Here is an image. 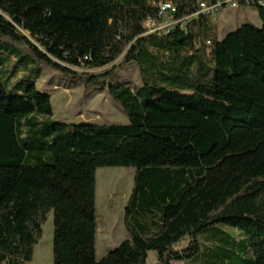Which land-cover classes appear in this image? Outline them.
I'll use <instances>...</instances> for the list:
<instances>
[{
    "label": "trees",
    "instance_id": "16d2710c",
    "mask_svg": "<svg viewBox=\"0 0 264 264\" xmlns=\"http://www.w3.org/2000/svg\"><path fill=\"white\" fill-rule=\"evenodd\" d=\"M162 1L0 0L40 46L0 31V264L31 263L50 213L53 264H147L151 252L156 264H264V0H238L262 26L222 41L210 15L146 34ZM173 1L182 20L224 0ZM130 64L141 85L114 83ZM44 68L109 83L128 124L53 121L36 87ZM99 168L136 171L131 240L100 261Z\"/></svg>",
    "mask_w": 264,
    "mask_h": 264
},
{
    "label": "rangeland",
    "instance_id": "374dc122",
    "mask_svg": "<svg viewBox=\"0 0 264 264\" xmlns=\"http://www.w3.org/2000/svg\"><path fill=\"white\" fill-rule=\"evenodd\" d=\"M220 7L215 16H210L209 25L216 40L225 37L244 24L261 28L258 12L238 2L229 0ZM235 4L236 7H235ZM167 19L161 21V26L167 27ZM0 31L13 35L24 47L40 50V46L24 30L17 27L13 21L0 11ZM74 68L77 72L100 73L107 70ZM30 75L26 81L30 80ZM116 84L140 86L139 70L135 64H130L113 79ZM108 84L101 87L86 89L83 84L69 80L49 68H44L41 77L36 81L37 89L51 98L53 107V121L80 124L90 123L98 125H125L128 119L123 110L110 99ZM135 169L133 168H99L96 172V208L98 233L96 243V258L98 261L106 257L111 251L131 240L125 227V209L134 187ZM53 214L50 213L43 225V235L34 247L33 259L29 264H53ZM235 237L237 232H231ZM187 240L175 246L182 249ZM157 254L149 253L147 264H156ZM173 264H184L175 262Z\"/></svg>",
    "mask_w": 264,
    "mask_h": 264
},
{
    "label": "built area",
    "instance_id": "2783aa9c",
    "mask_svg": "<svg viewBox=\"0 0 264 264\" xmlns=\"http://www.w3.org/2000/svg\"><path fill=\"white\" fill-rule=\"evenodd\" d=\"M226 0L218 2L214 5H208L206 3H201L200 4V11L197 14H194L190 17L184 18L182 20H175L174 19V14L176 13V5L174 3L173 0H164L159 4V9H160V13H159V17L161 19V21L163 19H167V27H162L161 26V22H157L155 20L152 19H148L145 23V28L147 29V33L146 34H152L158 31H168L170 30L174 25L178 24V23H184L186 21H191L195 18H197L199 15H210V16H215L219 11H220V7L225 4ZM231 2L237 3L238 0H229ZM261 4L264 5V2L260 1ZM237 4H235L236 7ZM207 46L211 45L210 41L206 42Z\"/></svg>",
    "mask_w": 264,
    "mask_h": 264
}]
</instances>
